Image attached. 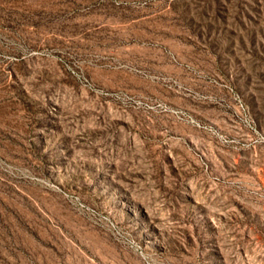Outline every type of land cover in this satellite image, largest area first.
Here are the masks:
<instances>
[{"label":"rangeland","instance_id":"obj_1","mask_svg":"<svg viewBox=\"0 0 264 264\" xmlns=\"http://www.w3.org/2000/svg\"><path fill=\"white\" fill-rule=\"evenodd\" d=\"M0 264H264V0H0Z\"/></svg>","mask_w":264,"mask_h":264}]
</instances>
